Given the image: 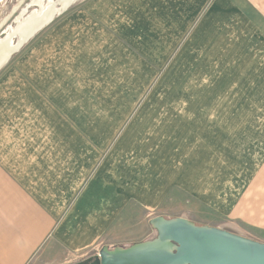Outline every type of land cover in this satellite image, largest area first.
<instances>
[{
    "label": "crops",
    "instance_id": "0c3cea01",
    "mask_svg": "<svg viewBox=\"0 0 264 264\" xmlns=\"http://www.w3.org/2000/svg\"><path fill=\"white\" fill-rule=\"evenodd\" d=\"M55 18L0 76V264L90 249L129 204L179 197L264 242V0H85ZM159 73L172 90L149 91Z\"/></svg>",
    "mask_w": 264,
    "mask_h": 264
},
{
    "label": "water",
    "instance_id": "95a60500",
    "mask_svg": "<svg viewBox=\"0 0 264 264\" xmlns=\"http://www.w3.org/2000/svg\"><path fill=\"white\" fill-rule=\"evenodd\" d=\"M3 0H0V3ZM67 7H59L53 16L33 27L25 41L10 49L0 60V70L33 36ZM157 236L129 247H103L99 259L87 264H264V242L238 234L226 227L197 224L186 217H154Z\"/></svg>",
    "mask_w": 264,
    "mask_h": 264
},
{
    "label": "rangeland",
    "instance_id": "374dc122",
    "mask_svg": "<svg viewBox=\"0 0 264 264\" xmlns=\"http://www.w3.org/2000/svg\"><path fill=\"white\" fill-rule=\"evenodd\" d=\"M35 0H3L0 3V37H4L9 26H15L17 23V17H19L22 12L25 14L40 8V6L34 2ZM85 0H78L73 3L64 13L73 11ZM62 13V14H64ZM61 14V13H60ZM62 14L60 16H62ZM59 14L54 18L58 19ZM41 32V31H40ZM38 32L33 36L23 47L17 51L10 60L5 64V66L0 70V76L3 75L8 69H11L17 65V62L25 57V46L36 41ZM184 37L183 39H185ZM18 41V37L15 38ZM182 41L178 44L181 47ZM179 56V49L171 55V61ZM197 59V57L195 58ZM170 61V62H171ZM192 62V61H191ZM192 64V63H191ZM195 64V63H194ZM166 64L162 67L160 71H164ZM167 79L164 74L158 76L157 81L153 82L150 90L153 91H166L172 90V85L166 82ZM188 85H184L187 88ZM190 90L197 91V83L190 84ZM182 85H174L173 90H181ZM206 90H212V84L206 85ZM173 204L175 209L173 211H155L147 212L141 207L134 205L133 203L127 206V210L124 213L125 219L121 229L114 234H111L109 238H103L99 243L90 249L71 253L63 249L61 246L46 245L41 251L35 256L31 261V264H87L91 261H96L99 259V252L103 247L109 249H114L115 247H129L135 243L144 242L152 240L157 236L156 230L151 225V220L157 216H163L165 214L166 218L174 217H186L187 219L201 224L209 218H213L214 214L212 210H208L207 206L198 203L193 197H183L174 199Z\"/></svg>",
    "mask_w": 264,
    "mask_h": 264
},
{
    "label": "bare ground",
    "instance_id": "6f19581e",
    "mask_svg": "<svg viewBox=\"0 0 264 264\" xmlns=\"http://www.w3.org/2000/svg\"><path fill=\"white\" fill-rule=\"evenodd\" d=\"M46 1L45 4L43 2ZM74 0H35L40 8L27 14L25 11L17 17L15 26H9L4 37H0V60L3 59L10 49L18 48L26 39L29 31L49 20L59 7H67ZM18 37V41L15 38Z\"/></svg>",
    "mask_w": 264,
    "mask_h": 264
},
{
    "label": "trees",
    "instance_id": "16d2710c",
    "mask_svg": "<svg viewBox=\"0 0 264 264\" xmlns=\"http://www.w3.org/2000/svg\"><path fill=\"white\" fill-rule=\"evenodd\" d=\"M91 262H93V261H91ZM91 262H90V263H91Z\"/></svg>",
    "mask_w": 264,
    "mask_h": 264
}]
</instances>
